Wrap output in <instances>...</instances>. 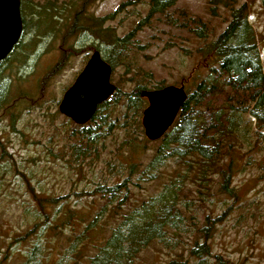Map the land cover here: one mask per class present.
<instances>
[{
    "label": "rangeland",
    "instance_id": "rangeland-1",
    "mask_svg": "<svg viewBox=\"0 0 264 264\" xmlns=\"http://www.w3.org/2000/svg\"><path fill=\"white\" fill-rule=\"evenodd\" d=\"M126 1L26 0L27 30L0 63V264H21L34 236L27 230L47 224L52 232L44 242L40 264H86L123 213L158 194L177 172L186 173V165L176 164L174 158L165 160L153 172L154 178L142 172L161 138L147 139L142 125V132L134 130L132 117L117 121L111 129L102 124L89 150L77 148L85 139L76 132L88 121L73 122L58 105L92 52L98 50L104 60L110 52L108 38L96 36L88 26L94 18L116 10L101 28L120 37L132 31L131 46L120 54L110 74L115 89L131 92L136 85L150 90L154 85L185 83L207 63L203 47L225 28L230 7L246 3L264 74L261 0H228L227 8L220 2L213 5V12L210 0H176L167 10L172 24L166 16H148V0L121 5ZM41 10L46 13L36 17L34 12ZM76 13L84 18L74 20ZM201 23L204 36H197L194 27ZM124 110L116 106L111 117ZM244 120L253 126L248 113ZM131 138L136 145L129 142ZM228 143L234 155L230 191L223 189L218 169L204 186L191 174L179 196L186 225L172 236L177 244L164 247L154 240L133 264H192L188 249L196 233L200 243L206 235L211 253L225 264H264V129L249 132L247 140ZM228 158L226 153L221 166ZM126 179L129 197L120 205L94 193L98 184ZM102 207V216L85 230ZM42 211L53 215L49 221L42 218ZM203 225H211L206 234L196 231Z\"/></svg>",
    "mask_w": 264,
    "mask_h": 264
},
{
    "label": "trees",
    "instance_id": "trees-1",
    "mask_svg": "<svg viewBox=\"0 0 264 264\" xmlns=\"http://www.w3.org/2000/svg\"><path fill=\"white\" fill-rule=\"evenodd\" d=\"M140 1L143 0H127L121 5ZM227 1L210 0L211 11L213 12L215 4L220 2L227 8ZM175 2L176 0H148L147 15L166 16L167 21L172 24L174 19L167 15V10ZM84 3L87 4V1ZM261 3L264 5V0H261ZM246 5L242 3L230 7V20L225 28L206 47H203L204 57L208 58L207 63H202L199 70L193 71L184 81L186 98L173 123L160 137V145L142 171L154 178L153 172L158 170L165 160L174 158L176 164L186 165V173L177 172L176 177L165 184L158 194L123 213L118 223L110 229L108 236L97 247L95 246L96 250L86 264H133L139 252L154 240L164 247L176 245L178 241L172 236L178 233L177 231L184 230L186 225V218L181 210L182 200L180 204L179 196L191 174L204 186L208 182L207 177L218 169L222 177L223 189L230 191L229 171L234 164V155L230 152L231 145L228 141L247 140L249 132L256 134L264 129V74L255 31L247 21ZM25 9L26 0H20L21 35L27 30ZM115 11L94 18L88 25L93 27L96 36L108 38L110 52L105 53V60L110 64L111 69L117 64V60L120 61V54L131 46L133 39L132 31L120 37L108 27L101 28L104 20L114 17ZM44 13L45 10L34 12L36 17ZM79 17L84 18L82 13H76L74 20ZM201 25L194 27L197 36H204V24ZM88 26L85 30H88ZM76 27L74 24L72 30ZM19 40L15 46L19 44ZM161 87L163 84L154 85L155 89ZM145 89L144 85H136L131 92L115 89L105 101L97 105L95 113L87 124L78 128L76 132L78 138L85 139V143L79 144L77 148L89 150L91 143L96 142V132L99 131L97 128L102 124L111 129L117 121L127 122L130 117L136 124L134 130L138 129L142 132L139 117L146 105V99L141 96V91ZM118 105L124 106L125 110L120 112V116L116 115L113 118L112 111ZM246 113L254 119L253 126L245 124ZM118 118L120 119L117 120ZM129 142L136 145L132 138ZM226 153L229 158L223 167L221 162ZM128 187L126 179L111 185L98 184L93 190L100 197L112 200L111 202L116 200L120 205L129 197ZM40 206L44 207V203H40ZM104 211L105 207H102L85 230L92 229ZM41 216L47 222L53 215L50 216L48 212L42 211ZM210 227L211 225H203L197 227L196 231L206 234ZM71 230H75V227L73 226ZM51 232L52 228L48 224L39 227L34 225L27 230L28 235L34 236L29 238L31 244L21 264H40L44 242ZM25 235L24 233L22 237L16 239H22ZM195 235L188 249L189 255L194 258L192 264H225L222 257L211 253L206 235L203 236L205 239H202V243L199 242L197 233ZM211 257L214 259L213 262ZM174 264L183 263L174 262Z\"/></svg>",
    "mask_w": 264,
    "mask_h": 264
},
{
    "label": "water",
    "instance_id": "water-1",
    "mask_svg": "<svg viewBox=\"0 0 264 264\" xmlns=\"http://www.w3.org/2000/svg\"><path fill=\"white\" fill-rule=\"evenodd\" d=\"M20 0H0V61L6 58L18 42L22 21ZM111 66L98 50H94L73 83L64 92L58 110L77 124L87 122L97 105L114 91L110 82ZM141 96L147 101L142 110L141 125L149 140L159 139L173 123L186 98L183 83L145 89Z\"/></svg>",
    "mask_w": 264,
    "mask_h": 264
}]
</instances>
